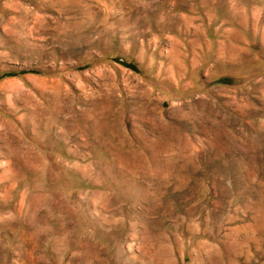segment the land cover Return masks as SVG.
Here are the masks:
<instances>
[{
    "label": "rangeland",
    "instance_id": "374dc122",
    "mask_svg": "<svg viewBox=\"0 0 264 264\" xmlns=\"http://www.w3.org/2000/svg\"><path fill=\"white\" fill-rule=\"evenodd\" d=\"M10 1L0 264H264V0Z\"/></svg>",
    "mask_w": 264,
    "mask_h": 264
},
{
    "label": "bare ground",
    "instance_id": "6f19581e",
    "mask_svg": "<svg viewBox=\"0 0 264 264\" xmlns=\"http://www.w3.org/2000/svg\"><path fill=\"white\" fill-rule=\"evenodd\" d=\"M14 1V0H13ZM10 1L9 4H7L8 8H13L16 9V2ZM25 14H18L17 17H13L11 20H9L5 26H4V31L3 32L5 34V36H8V38H11V35H17L12 37L13 40H18L20 37H18L19 34H15L16 32L14 30H16L18 27L21 28V22L24 18ZM1 57V54H0ZM1 71V70H0ZM1 86L4 85V82L0 83Z\"/></svg>",
    "mask_w": 264,
    "mask_h": 264
}]
</instances>
